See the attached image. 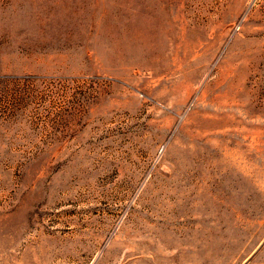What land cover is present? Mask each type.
I'll return each instance as SVG.
<instances>
[{"label": "rangeland", "instance_id": "1", "mask_svg": "<svg viewBox=\"0 0 264 264\" xmlns=\"http://www.w3.org/2000/svg\"><path fill=\"white\" fill-rule=\"evenodd\" d=\"M0 264H264V0H0Z\"/></svg>", "mask_w": 264, "mask_h": 264}, {"label": "bare ground", "instance_id": "2", "mask_svg": "<svg viewBox=\"0 0 264 264\" xmlns=\"http://www.w3.org/2000/svg\"><path fill=\"white\" fill-rule=\"evenodd\" d=\"M150 20V19H149Z\"/></svg>", "mask_w": 264, "mask_h": 264}]
</instances>
